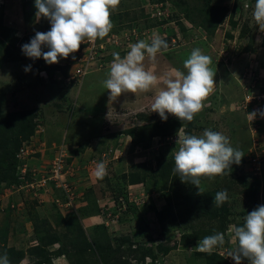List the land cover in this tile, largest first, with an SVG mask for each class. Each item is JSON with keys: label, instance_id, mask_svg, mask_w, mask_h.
<instances>
[{"label": "rangeland", "instance_id": "obj_1", "mask_svg": "<svg viewBox=\"0 0 264 264\" xmlns=\"http://www.w3.org/2000/svg\"><path fill=\"white\" fill-rule=\"evenodd\" d=\"M34 5L0 0V38L3 31L12 35L5 43L13 58L0 56V91H16L14 101L0 92V115L32 109L35 116L16 165L0 158V257L7 253L11 264H77L81 256L100 263L105 251L115 250L108 264H217L195 250L199 240L223 232L226 243L214 252L224 257L237 245L232 227L264 205V118H247L264 110V33L253 16L255 0H121L110 33L58 58L54 65L61 68L21 50L37 31L51 29L46 18L36 17ZM209 6L222 7V19L206 17ZM153 33L169 45L155 62L146 55L145 68L157 77L172 69L187 74L184 61L195 48L211 58L215 91L191 122L172 114L164 121L152 112L163 83L115 100L103 86L113 52L123 58L129 45L151 43ZM205 129L223 133L244 155L229 174L202 177L200 194L174 175V154L179 136H200ZM56 158L62 160L63 181L53 183L48 178ZM99 162L107 166L103 180L94 176ZM223 190L229 199L216 207L214 196ZM193 196L214 206L216 216L205 208L206 216L179 220L175 205ZM168 207L173 213L160 215ZM190 233L195 237L183 239ZM82 234L93 243L89 249L76 242ZM159 244L170 250L163 253ZM242 264H249L247 258Z\"/></svg>", "mask_w": 264, "mask_h": 264}, {"label": "clouds", "instance_id": "obj_2", "mask_svg": "<svg viewBox=\"0 0 264 264\" xmlns=\"http://www.w3.org/2000/svg\"><path fill=\"white\" fill-rule=\"evenodd\" d=\"M120 3L121 0H35L36 17L46 18L51 29L47 32L37 31L29 43L21 46V50L33 60L43 57L48 64L59 63L58 58H68L80 49L82 42L95 43L98 38L104 39L114 26L111 14ZM253 16L260 32L264 33V0H255ZM44 47L49 50L43 51ZM129 48L123 58L113 52L108 78L103 81L110 99L115 100L122 93L148 92L163 83L166 87L156 94L151 105L152 112H157L164 121L168 119L167 114H172L181 121L191 122L203 110L204 101L215 91L211 58L195 48L184 61L187 74L172 69L164 77H157L153 70H146L144 61L147 55L155 62L158 53L162 50L167 52L169 45L166 40L153 33L151 43L140 40L129 45ZM72 58L75 59V56ZM24 70L30 71L31 65ZM257 115L264 118V110H254L248 113L247 118L251 122ZM176 144H179V148L174 154L173 173L179 176L181 182L196 186L200 194L203 193L200 188L202 177L214 179L229 174L230 166L239 164L244 155L241 150L231 146L226 135L211 129H205L200 136L181 135ZM107 175L106 163H97L95 178L103 180ZM47 177L40 180L46 181ZM60 184L66 185L63 182ZM228 199L227 190L218 191L213 204L220 207ZM231 232V242L237 247L222 257L227 263L231 262L226 257H231L235 264H242L245 258L249 264H264V205L247 212L243 225L233 226ZM214 233L199 240L195 250L212 255L218 247H223L225 234L215 230ZM0 264H11L7 253L0 257Z\"/></svg>", "mask_w": 264, "mask_h": 264}, {"label": "trees", "instance_id": "obj_3", "mask_svg": "<svg viewBox=\"0 0 264 264\" xmlns=\"http://www.w3.org/2000/svg\"><path fill=\"white\" fill-rule=\"evenodd\" d=\"M223 12H224V9L219 6H209L208 9L203 11L206 17L208 15H211L212 18H217V19H222ZM4 28H8V27H4ZM1 35L2 36L0 38V56H4L7 59V61L12 60L13 58L12 57L10 58L12 54L11 50H9L8 44L5 43L7 40H10L12 38V35H10L7 31L1 32ZM1 48L4 51H2ZM53 67L61 68L62 66L53 64ZM0 92H2L3 95L10 96L9 99L13 101L16 100V98L12 96L13 93H15L16 91H14L13 93L4 92V91H0ZM33 114H34V111L32 109H21L17 112H9V113L0 115V158L9 161L7 162L8 167L11 166L9 164H12L13 166L16 165L15 164L17 162L16 154L22 145V141L27 140L33 132V126H34L33 119L35 118ZM177 125H179L178 122L176 123V126ZM128 132L130 134H133L134 129H130L128 130ZM190 201L182 200L175 205L176 216L178 217L179 220L183 221L187 218H192L196 215L206 216L208 215V213L205 210V208L208 210L211 216H216L217 214L216 208L214 206L211 207L209 205L210 206V209H209L208 208L209 206L207 207V203L202 197L193 196L190 199ZM168 208L165 210H161L160 215H162L165 212L169 213V211L173 213L172 212L173 208H169V209ZM191 237L192 238L195 237L194 233L186 234L185 236H183V239L186 240ZM49 239L53 240V239H56V237L54 235L53 236L50 235ZM76 242H78L79 244H83V247L86 249H89L90 246H92L93 244V243L91 244V242L84 236V234L80 235V237L76 239ZM94 243L97 247H99L98 242H94ZM159 247L161 249L163 246L159 244ZM236 247L237 245L235 246V248ZM169 250H170L169 247L162 248L163 253H167ZM115 253H116L115 250L105 251L101 256L103 261H101L100 263L87 261L85 260V258L83 261H80L81 259H83V256L79 257L81 259L77 258L75 261H78L77 264H108L112 260ZM204 255H206V257L209 260L212 257L216 258L217 264L227 263L225 259L220 257L215 252L212 255H208L206 253H204ZM121 263L124 264L126 263V261H122Z\"/></svg>", "mask_w": 264, "mask_h": 264}, {"label": "built area", "instance_id": "obj_4", "mask_svg": "<svg viewBox=\"0 0 264 264\" xmlns=\"http://www.w3.org/2000/svg\"><path fill=\"white\" fill-rule=\"evenodd\" d=\"M61 159L56 158L53 162H54V166L51 172V176L48 179H53V180H57L61 178ZM44 181V180H43Z\"/></svg>", "mask_w": 264, "mask_h": 264}]
</instances>
